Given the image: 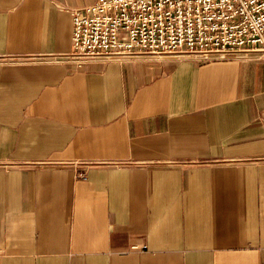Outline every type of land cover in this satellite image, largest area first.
Returning <instances> with one entry per match:
<instances>
[{
  "label": "crops",
  "instance_id": "0c3cea01",
  "mask_svg": "<svg viewBox=\"0 0 264 264\" xmlns=\"http://www.w3.org/2000/svg\"><path fill=\"white\" fill-rule=\"evenodd\" d=\"M97 1L0 0V264H264V60L77 64Z\"/></svg>",
  "mask_w": 264,
  "mask_h": 264
},
{
  "label": "built area",
  "instance_id": "2783aa9c",
  "mask_svg": "<svg viewBox=\"0 0 264 264\" xmlns=\"http://www.w3.org/2000/svg\"><path fill=\"white\" fill-rule=\"evenodd\" d=\"M77 64L124 57L264 60V0H98L73 9Z\"/></svg>",
  "mask_w": 264,
  "mask_h": 264
}]
</instances>
